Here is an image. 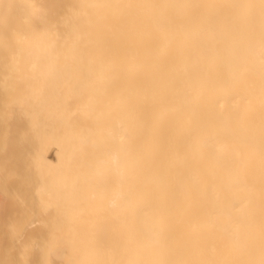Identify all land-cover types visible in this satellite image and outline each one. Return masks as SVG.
<instances>
[{"label": "bare ground", "instance_id": "6f19581e", "mask_svg": "<svg viewBox=\"0 0 264 264\" xmlns=\"http://www.w3.org/2000/svg\"><path fill=\"white\" fill-rule=\"evenodd\" d=\"M0 264H264V0H0Z\"/></svg>", "mask_w": 264, "mask_h": 264}]
</instances>
